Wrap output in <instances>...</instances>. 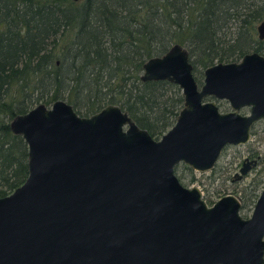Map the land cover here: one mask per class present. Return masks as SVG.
I'll list each match as a JSON object with an SVG mask.
<instances>
[{"label": "water", "instance_id": "obj_1", "mask_svg": "<svg viewBox=\"0 0 264 264\" xmlns=\"http://www.w3.org/2000/svg\"><path fill=\"white\" fill-rule=\"evenodd\" d=\"M256 33L264 39V18ZM202 73L199 83L179 43L144 61L142 81L169 80L183 96L158 138L115 103L81 115L58 98L15 114L28 173L0 196V264H264V185L244 217L235 194L208 204L174 172L211 170L226 145L250 139L264 119V54ZM246 160L239 177L257 163Z\"/></svg>", "mask_w": 264, "mask_h": 264}, {"label": "trees", "instance_id": "obj_2", "mask_svg": "<svg viewBox=\"0 0 264 264\" xmlns=\"http://www.w3.org/2000/svg\"><path fill=\"white\" fill-rule=\"evenodd\" d=\"M263 18L264 0H0V196L28 173L27 145L5 116L58 98L81 115L115 103L158 138L183 96L169 80L142 81L144 61L179 43L198 81L210 64L264 54Z\"/></svg>", "mask_w": 264, "mask_h": 264}, {"label": "rangeland", "instance_id": "obj_3", "mask_svg": "<svg viewBox=\"0 0 264 264\" xmlns=\"http://www.w3.org/2000/svg\"><path fill=\"white\" fill-rule=\"evenodd\" d=\"M199 75L198 82L201 83L203 73ZM3 100L9 99L3 96ZM216 102L221 109H229V104L226 100L216 99ZM51 103L46 105H50ZM241 112L247 113L248 109L243 108ZM4 119L10 122L9 120L12 118L5 116ZM247 156L251 159L256 158L257 163L239 177V168ZM174 172L182 184L186 186H199L202 190L203 198L208 204H212L225 194H235L240 199L241 204L245 202V207H241L240 213L244 217L250 216L254 205V203L250 202L252 187L257 181L262 180L259 183L260 185L257 191L259 194L264 185V119L257 121L253 125L250 139L246 143L226 145L211 170L198 171L180 162L176 165Z\"/></svg>", "mask_w": 264, "mask_h": 264}, {"label": "flooded vegetation", "instance_id": "obj_4", "mask_svg": "<svg viewBox=\"0 0 264 264\" xmlns=\"http://www.w3.org/2000/svg\"><path fill=\"white\" fill-rule=\"evenodd\" d=\"M248 157V156H247ZM249 158V157H248ZM250 160H251V158H249ZM245 162H248L247 160H246V157L244 158V160H243V162H242V165H243V163H245ZM240 169V168H239ZM240 171V170H239ZM259 195V194H258ZM258 197V196H257Z\"/></svg>", "mask_w": 264, "mask_h": 264}]
</instances>
